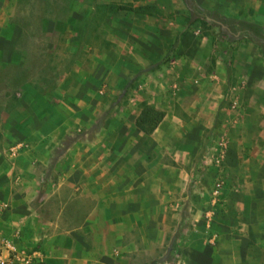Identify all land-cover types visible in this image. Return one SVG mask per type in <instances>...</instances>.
Returning <instances> with one entry per match:
<instances>
[{
    "label": "crops",
    "instance_id": "crops-1",
    "mask_svg": "<svg viewBox=\"0 0 264 264\" xmlns=\"http://www.w3.org/2000/svg\"><path fill=\"white\" fill-rule=\"evenodd\" d=\"M17 3L0 0V40L10 37ZM8 55L0 46V74ZM4 80L0 243L15 239L41 249L44 256L34 264H264V212L258 208L264 177L245 163L254 157L233 162L228 151L233 160L224 177L233 187L224 190L223 207L212 208L209 183L203 181L205 191L195 185L212 164L211 152L205 163L196 159L212 139L204 141L212 117L204 123L195 112L187 122L185 113L158 98L155 106L165 115L151 134L136 125L139 110L87 138L75 133L72 115L33 109L24 118L6 110ZM83 100L96 104L82 95L69 102L76 114H90Z\"/></svg>",
    "mask_w": 264,
    "mask_h": 264
},
{
    "label": "rangeland",
    "instance_id": "rangeland-1",
    "mask_svg": "<svg viewBox=\"0 0 264 264\" xmlns=\"http://www.w3.org/2000/svg\"><path fill=\"white\" fill-rule=\"evenodd\" d=\"M6 32L0 84L7 77L9 112L72 115L75 133L90 138L160 98L187 122L195 112L204 123L212 117L197 161L224 139L234 157L224 158V175L249 154L247 166L258 167L250 172L264 177V0H18ZM82 95L96 101L83 100L90 114L70 108ZM207 163L208 177L195 183L204 191L217 168Z\"/></svg>",
    "mask_w": 264,
    "mask_h": 264
},
{
    "label": "built area",
    "instance_id": "built-area-1",
    "mask_svg": "<svg viewBox=\"0 0 264 264\" xmlns=\"http://www.w3.org/2000/svg\"><path fill=\"white\" fill-rule=\"evenodd\" d=\"M211 149L212 165L217 167L211 187V202L216 205L222 200L226 188V179L221 169L229 147L227 142L221 139ZM43 256L41 249L37 247L27 249L15 239L4 238L0 243V264H34Z\"/></svg>",
    "mask_w": 264,
    "mask_h": 264
},
{
    "label": "trees",
    "instance_id": "trees-1",
    "mask_svg": "<svg viewBox=\"0 0 264 264\" xmlns=\"http://www.w3.org/2000/svg\"><path fill=\"white\" fill-rule=\"evenodd\" d=\"M164 115V111L145 104L136 119V125L147 135H149L155 130V128L163 119ZM66 143L64 142L65 146Z\"/></svg>",
    "mask_w": 264,
    "mask_h": 264
}]
</instances>
